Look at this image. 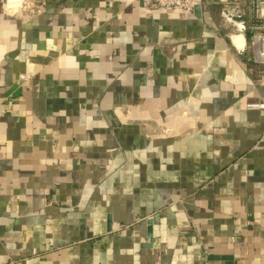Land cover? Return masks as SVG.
<instances>
[{
    "label": "crops",
    "instance_id": "1",
    "mask_svg": "<svg viewBox=\"0 0 264 264\" xmlns=\"http://www.w3.org/2000/svg\"><path fill=\"white\" fill-rule=\"evenodd\" d=\"M228 31L0 3V264H264V81Z\"/></svg>",
    "mask_w": 264,
    "mask_h": 264
},
{
    "label": "built area",
    "instance_id": "2",
    "mask_svg": "<svg viewBox=\"0 0 264 264\" xmlns=\"http://www.w3.org/2000/svg\"><path fill=\"white\" fill-rule=\"evenodd\" d=\"M147 9L181 10L193 13L195 7L208 14L218 13L224 29L229 27L225 36L232 49L243 55L248 49L252 56L245 63L250 70H257L256 81H264V0H139ZM25 0H13L11 10L6 4L9 0H0L5 12L19 11ZM228 26V27H227ZM220 31V30H219ZM241 37L242 44L237 45L233 37ZM248 109L264 108L262 102L247 103Z\"/></svg>",
    "mask_w": 264,
    "mask_h": 264
},
{
    "label": "bare ground",
    "instance_id": "3",
    "mask_svg": "<svg viewBox=\"0 0 264 264\" xmlns=\"http://www.w3.org/2000/svg\"><path fill=\"white\" fill-rule=\"evenodd\" d=\"M12 1H13V0H9V3L6 4V7L8 8V10H11V9H10V7H11L10 5H11ZM234 42H235L237 45L242 44V43H241V42H242L241 37H235V36H234Z\"/></svg>",
    "mask_w": 264,
    "mask_h": 264
},
{
    "label": "water",
    "instance_id": "4",
    "mask_svg": "<svg viewBox=\"0 0 264 264\" xmlns=\"http://www.w3.org/2000/svg\"><path fill=\"white\" fill-rule=\"evenodd\" d=\"M194 12L198 14L200 12V7H195Z\"/></svg>",
    "mask_w": 264,
    "mask_h": 264
}]
</instances>
